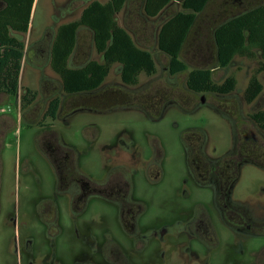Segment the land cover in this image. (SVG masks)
Masks as SVG:
<instances>
[{
  "label": "flooded vegetation",
  "instance_id": "af4514ba",
  "mask_svg": "<svg viewBox=\"0 0 264 264\" xmlns=\"http://www.w3.org/2000/svg\"><path fill=\"white\" fill-rule=\"evenodd\" d=\"M196 43L193 57L216 61L215 44L211 52ZM162 54L168 79L185 74L187 97L104 109L81 101L64 115L72 95L61 91L56 116L35 121L37 155L24 156L17 171L32 179L41 160L52 178L34 182L27 212L4 223L16 229L15 264H264V121L222 103L235 88H188L189 71L171 73ZM182 102L191 111L207 105L223 121H162ZM112 109L136 110L146 121H77L80 134L72 135L74 113Z\"/></svg>",
  "mask_w": 264,
  "mask_h": 264
},
{
  "label": "rangeland",
  "instance_id": "374dc122",
  "mask_svg": "<svg viewBox=\"0 0 264 264\" xmlns=\"http://www.w3.org/2000/svg\"><path fill=\"white\" fill-rule=\"evenodd\" d=\"M91 1L35 0L31 9L28 32L26 34L13 33L24 41L26 57L21 67L17 96L0 93V264H15L16 261L13 251L16 229L10 224H4L8 216L19 211L22 214L26 213L29 191L35 185L34 182L45 185L52 178L50 169L41 160L40 162L36 160L37 175L32 179L17 171V165L24 156L37 155L35 132L38 123L35 124V121H41L42 124L49 123L50 118H43L47 104L52 98L61 96L58 76L51 70L48 60L50 40L60 24L78 19L82 9ZM98 1L105 2L106 0ZM260 2L261 0L209 1L205 9L197 15L181 53V59L185 62L188 71L193 68H212L213 80L216 83H219L220 77L225 74L233 76L236 80L235 90L230 98L222 103L231 108L232 105L235 108L238 106L242 116L264 110V58L256 51L252 57L237 55L229 66L223 69L216 66L215 57L209 63H200L197 58L193 57V49L197 42L198 44L203 43L211 52L214 51L212 37L214 28L226 19ZM180 9L178 0H172L157 16L148 17L143 12L142 0H128L124 8L116 15L117 23L130 34L138 47L151 53L155 60V74L148 76L142 73L136 85L125 86L120 81L117 66L113 65L102 84L110 89H102L98 92V97L93 99H87L90 97L80 96L81 94L74 95V97L72 95L65 105L63 114L65 115V112L71 108L78 107L81 101L104 109L108 107V103L111 105L137 104L153 101L159 97L163 99L187 97L185 74L182 73L168 79L162 73L167 60L159 52L156 44L159 25ZM90 39V33L80 28L75 54L70 60L72 66H79L90 55L92 59L100 60ZM252 75L258 78L263 87L257 98L247 103L243 91ZM26 88L36 92L37 96L33 103L22 111L20 96ZM231 99H235V102ZM191 108L192 103L184 104L183 102L180 105L170 106L162 121H223L207 105H202L194 111H191ZM25 121H32L34 128L27 127ZM68 121L73 126L72 135L76 137L80 134L79 129L76 128L77 121H146V117L133 109H112L105 113L97 111L74 113ZM54 125L60 127L58 122H54Z\"/></svg>",
  "mask_w": 264,
  "mask_h": 264
},
{
  "label": "trees",
  "instance_id": "16d2710c",
  "mask_svg": "<svg viewBox=\"0 0 264 264\" xmlns=\"http://www.w3.org/2000/svg\"><path fill=\"white\" fill-rule=\"evenodd\" d=\"M128 0H92L81 11L78 19L60 24L51 39L49 65L58 76L60 90L65 95L98 93L113 65L119 67L120 81L125 86L138 83L144 73L155 72L151 53L138 47L130 34L118 25L116 15ZM172 0H142L143 12L148 17L157 16ZM180 10L163 21L156 33L158 49L169 62L171 73L187 71L181 52L193 27L196 17L211 0H178ZM34 0H0V93L17 96L19 77L25 58V43L14 35L26 34L29 30L31 9ZM90 33L92 47L100 60H92L83 66H72L70 58L75 54L79 29ZM216 51V66L226 67L234 56H254L255 51L264 58V0L246 11L218 24L213 30ZM212 68L191 69L186 85L195 91L212 90L229 93L236 80L228 78L224 83L212 80ZM262 84L252 75L244 91V99L252 102L262 91ZM37 93L26 88L20 96L24 111L36 99ZM61 104L59 96L52 98L43 118H54ZM252 118L264 121V110L253 113ZM264 128V125H262Z\"/></svg>",
  "mask_w": 264,
  "mask_h": 264
},
{
  "label": "crops",
  "instance_id": "0c3cea01",
  "mask_svg": "<svg viewBox=\"0 0 264 264\" xmlns=\"http://www.w3.org/2000/svg\"><path fill=\"white\" fill-rule=\"evenodd\" d=\"M35 1V0H34ZM107 1V0H106ZM105 1V2H106ZM101 2V1H100ZM178 3H179V1H178ZM142 5H143V2H142ZM3 7V5H0V9ZM33 7V6H32ZM143 7V6H142ZM166 8V7H165ZM164 8V9H165ZM168 19V18H167ZM50 46H51V40H50V43H49V49H50ZM49 49H48V60H49ZM25 52H26V46H25ZM26 57V56H25ZM24 60H25V58H24ZM24 62V61H23ZM24 64V63H23Z\"/></svg>",
  "mask_w": 264,
  "mask_h": 264
}]
</instances>
